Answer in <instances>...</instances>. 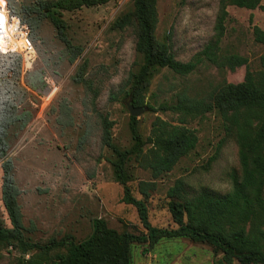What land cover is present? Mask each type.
Wrapping results in <instances>:
<instances>
[{
	"label": "rangeland",
	"instance_id": "obj_1",
	"mask_svg": "<svg viewBox=\"0 0 264 264\" xmlns=\"http://www.w3.org/2000/svg\"><path fill=\"white\" fill-rule=\"evenodd\" d=\"M7 1L15 14L32 27L38 51L32 74L36 79L44 75L48 85L42 93L30 91L27 74L21 73L19 80L12 78L4 60H0V105L12 103L18 106L19 113L28 109L33 112L32 121L23 131L17 132V127L11 125L6 136L8 158L13 162L21 190L19 204L26 236L41 245L52 241L79 243L93 234L96 219L105 220L109 228L119 233H147L138 209L124 201V185L113 165L118 157L102 143L100 117L105 115L114 121L113 143L122 151H130L135 142L131 130L133 116L128 109V104H132L129 79L140 71L144 58L136 51V26L121 30L116 23L133 11V0H109L101 5L61 11L68 39L83 50L75 63L69 62L70 55L51 19L24 12L26 6L56 0ZM218 7L219 0H158L156 35L170 43L178 60L188 62L212 39ZM228 11L223 51L247 57L253 72L263 69L264 44L256 42L254 27L264 31V8L246 10L231 6ZM80 69L84 71L83 83L75 81ZM245 73L246 66L231 73L209 63L200 65L188 77L159 70L146 94L143 113L134 117L144 140L150 137L157 118L178 124V115L160 110L162 104L175 101L173 97L178 91L187 89L192 94L205 95L223 79L242 82ZM13 81L18 84L12 88L17 93L10 96L7 84L12 85ZM20 86L32 96L26 95ZM113 95L117 100H112ZM64 103L67 108L62 110ZM187 126L198 134L196 149L156 181L157 189L147 199L139 193L138 186L140 181H153L151 173L140 168L134 156L126 164L130 179L127 185L136 199L145 202L154 228H178L169 210L168 196L178 181L184 182L189 196L203 189L226 193L232 189L233 175L241 173L237 143L226 136L216 113L191 120ZM3 163L0 158V219L11 227L3 203ZM59 251L65 253L66 248L51 251L48 264H54ZM32 253L24 258L21 252L10 248L0 254V264H24L23 259H29ZM130 256L131 264H213L215 259L211 245L188 238L162 239L154 247L134 244Z\"/></svg>",
	"mask_w": 264,
	"mask_h": 264
},
{
	"label": "trees",
	"instance_id": "obj_2",
	"mask_svg": "<svg viewBox=\"0 0 264 264\" xmlns=\"http://www.w3.org/2000/svg\"><path fill=\"white\" fill-rule=\"evenodd\" d=\"M108 1L56 0L40 3L39 6H26L24 12L50 18L70 55L69 62L75 63L83 50L68 39L61 11L101 5ZM133 3V11L116 24L121 30L136 26V51L144 58L140 71L131 74L129 79L134 107L139 108L145 104L152 79L161 69L180 77H188L204 63L231 73L246 66L244 80L231 83L223 79L205 95L192 94L187 89L178 91L174 94L173 103L160 106V110L178 115V124L157 118L146 141L137 127L136 118L133 117L131 130L135 143L130 151H122L113 143L112 129L115 123L108 116H100L102 143L118 157L113 165L117 178L124 185V201L138 209L140 220L148 232L140 235L119 233L109 228L105 220L96 219L93 222V234L79 243L52 241L41 245L26 236L19 204L21 190L15 179L13 162L8 158L9 144L6 136L11 125L17 127V132L23 131L32 121L33 112L28 109L19 113L18 106L12 103L0 105V158L4 162L3 203L11 224L9 227L0 219V254L12 248L21 252L25 258V255L33 252L29 259H23L24 264H48L51 261V251L65 247V253L59 251L56 254L54 264H131L130 251L134 244L154 247L162 239L188 238L213 247V264H233L235 261L239 264H264V68L253 72L249 69L247 57L237 53H225L222 48L229 19L228 8L234 6L246 10L263 9L262 0H219L214 35L205 48L188 62L178 60L170 43L160 40L156 35L159 25L158 0H133ZM8 7L15 14L9 4ZM19 17L32 31L28 21ZM254 35L256 42L264 44V31L260 27H254ZM2 60L12 78L15 79L16 76L19 80L22 73L21 57L14 55ZM261 61L264 66V56ZM33 71L34 68L26 73V85L30 91L42 93L48 86L44 75L36 79ZM75 81L83 83V69L79 70ZM17 85L14 81L12 85L11 82L7 84L10 96L16 95L17 90L13 91L12 88ZM20 89L26 95L32 96L27 88L20 86ZM112 100H117V97L113 95ZM61 108L66 109V104H62ZM209 113H216L222 120L226 136L235 139L241 173L233 175L232 189L226 193L203 189L198 194L189 196L184 182L178 181L168 192L171 198L169 210L178 228H154L149 222L145 202L136 199L127 185L130 179L126 164L134 156L136 164L151 173L153 181H140L138 186L139 193L147 199L157 189L156 181L173 171L182 158L196 149L199 137L195 130L187 126L189 122Z\"/></svg>",
	"mask_w": 264,
	"mask_h": 264
},
{
	"label": "built area",
	"instance_id": "obj_3",
	"mask_svg": "<svg viewBox=\"0 0 264 264\" xmlns=\"http://www.w3.org/2000/svg\"><path fill=\"white\" fill-rule=\"evenodd\" d=\"M19 55L22 73L33 70L38 61V51L29 26L12 13L7 5L0 4V60Z\"/></svg>",
	"mask_w": 264,
	"mask_h": 264
},
{
	"label": "water",
	"instance_id": "obj_4",
	"mask_svg": "<svg viewBox=\"0 0 264 264\" xmlns=\"http://www.w3.org/2000/svg\"><path fill=\"white\" fill-rule=\"evenodd\" d=\"M128 109L133 117H138L141 113H143V107H134L132 104H128Z\"/></svg>",
	"mask_w": 264,
	"mask_h": 264
},
{
	"label": "bare ground",
	"instance_id": "obj_5",
	"mask_svg": "<svg viewBox=\"0 0 264 264\" xmlns=\"http://www.w3.org/2000/svg\"><path fill=\"white\" fill-rule=\"evenodd\" d=\"M1 5H3V4H1Z\"/></svg>",
	"mask_w": 264,
	"mask_h": 264
}]
</instances>
